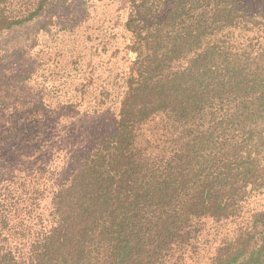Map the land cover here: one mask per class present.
<instances>
[{"label": "trees", "instance_id": "16d2710c", "mask_svg": "<svg viewBox=\"0 0 264 264\" xmlns=\"http://www.w3.org/2000/svg\"><path fill=\"white\" fill-rule=\"evenodd\" d=\"M50 1L0 0V33ZM124 26L112 130L64 175L51 147L0 167V264H202L203 220L233 227L206 264H264V0H129Z\"/></svg>", "mask_w": 264, "mask_h": 264}, {"label": "rangeland", "instance_id": "374dc122", "mask_svg": "<svg viewBox=\"0 0 264 264\" xmlns=\"http://www.w3.org/2000/svg\"><path fill=\"white\" fill-rule=\"evenodd\" d=\"M128 1L51 0L34 19L0 33V167L7 173L20 170L34 145L38 158L53 148L47 160L64 175L77 154L112 130L133 59L126 52ZM250 207L264 208V190ZM202 223L200 259L193 261L206 264L233 227Z\"/></svg>", "mask_w": 264, "mask_h": 264}]
</instances>
